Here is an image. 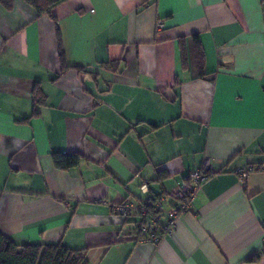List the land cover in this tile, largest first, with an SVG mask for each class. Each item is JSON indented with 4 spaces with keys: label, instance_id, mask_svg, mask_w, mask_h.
<instances>
[{
    "label": "crops",
    "instance_id": "crops-1",
    "mask_svg": "<svg viewBox=\"0 0 264 264\" xmlns=\"http://www.w3.org/2000/svg\"><path fill=\"white\" fill-rule=\"evenodd\" d=\"M51 13L0 4V233L86 264H264V171L235 174L264 164V0H63ZM59 154L79 165L56 168ZM206 165L157 244L135 240L137 215L113 213L164 195L166 225L167 195Z\"/></svg>",
    "mask_w": 264,
    "mask_h": 264
},
{
    "label": "trees",
    "instance_id": "trees-1",
    "mask_svg": "<svg viewBox=\"0 0 264 264\" xmlns=\"http://www.w3.org/2000/svg\"><path fill=\"white\" fill-rule=\"evenodd\" d=\"M63 0H24L36 12L38 16L46 15L52 19V9L59 5ZM0 4L10 10L13 0H0ZM59 55L64 63L63 52L58 38ZM196 58L201 61L203 53L200 48L198 39H195ZM199 76H205L203 71L199 72ZM35 96L38 97L37 88L34 90ZM54 165L60 170H70L79 165L80 157L75 154H59L53 156ZM156 197V196H155ZM152 197L148 200H152ZM153 208L149 213L153 214ZM130 223V218L126 220ZM163 226V225H162ZM138 238L136 239V241ZM0 264H86L84 251L72 250L67 246L57 244L35 243L17 245L10 239L0 233Z\"/></svg>",
    "mask_w": 264,
    "mask_h": 264
},
{
    "label": "built area",
    "instance_id": "built-area-1",
    "mask_svg": "<svg viewBox=\"0 0 264 264\" xmlns=\"http://www.w3.org/2000/svg\"><path fill=\"white\" fill-rule=\"evenodd\" d=\"M161 28L162 23L159 22L156 29L161 30ZM259 171H264V164L239 168L235 171V174L240 182L244 183L250 174ZM209 172L210 169L206 165L195 174L191 185L182 187L167 195L169 199H173L176 203H178V205L172 209L168 217L167 224L164 226L161 224V221L163 220V206L166 200L164 195H158L154 199L146 200L138 205L122 201L113 207V213L120 216L124 220H128L129 218L137 215L139 220L131 223L135 240L138 238V242L157 244L162 235L171 233L178 214L189 208L191 201L200 188V185L207 180ZM151 208H153L154 215L149 213Z\"/></svg>",
    "mask_w": 264,
    "mask_h": 264
}]
</instances>
